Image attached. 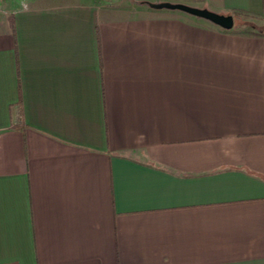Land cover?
<instances>
[{"label": "crops", "instance_id": "obj_1", "mask_svg": "<svg viewBox=\"0 0 264 264\" xmlns=\"http://www.w3.org/2000/svg\"><path fill=\"white\" fill-rule=\"evenodd\" d=\"M165 1L264 22L0 0V264H264V32Z\"/></svg>", "mask_w": 264, "mask_h": 264}, {"label": "water", "instance_id": "obj_2", "mask_svg": "<svg viewBox=\"0 0 264 264\" xmlns=\"http://www.w3.org/2000/svg\"><path fill=\"white\" fill-rule=\"evenodd\" d=\"M148 5L155 10L181 11L190 16L206 20L224 30H232L235 24V18L232 14H220L209 10L208 8H199L183 3H172L168 1L157 3L148 2Z\"/></svg>", "mask_w": 264, "mask_h": 264}, {"label": "rangeland", "instance_id": "obj_3", "mask_svg": "<svg viewBox=\"0 0 264 264\" xmlns=\"http://www.w3.org/2000/svg\"><path fill=\"white\" fill-rule=\"evenodd\" d=\"M175 12H179V11H175ZM247 21L246 22H251V23H247V24H244L243 26H241V21L236 18L235 19V24H234V27H233V31H236V30H240V29H244L245 31H263L264 32V22H259V21H255L253 22V20L249 17H244ZM200 27H202L204 30L203 31H209V30H212L213 27L207 23H205V21H200L199 24Z\"/></svg>", "mask_w": 264, "mask_h": 264}, {"label": "trees", "instance_id": "obj_4", "mask_svg": "<svg viewBox=\"0 0 264 264\" xmlns=\"http://www.w3.org/2000/svg\"><path fill=\"white\" fill-rule=\"evenodd\" d=\"M236 13H241V12H237ZM227 32H238V33H247L245 30H236V31H233V30H227ZM251 33H254V34H260V32H257V31H253Z\"/></svg>", "mask_w": 264, "mask_h": 264}]
</instances>
